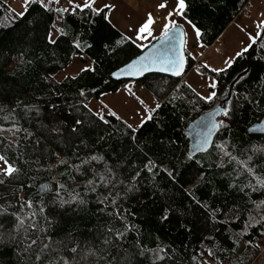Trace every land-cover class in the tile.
<instances>
[{
    "label": "trees",
    "instance_id": "trees-1",
    "mask_svg": "<svg viewBox=\"0 0 264 264\" xmlns=\"http://www.w3.org/2000/svg\"><path fill=\"white\" fill-rule=\"evenodd\" d=\"M186 3L185 15L201 29L204 48L211 46L244 6L248 10L243 15L249 12V0H186ZM26 7L24 17L14 18L16 12L7 1L0 0V129H3L0 151L7 143L5 138H14L23 156L17 160L20 172L0 184V209H7L0 212V264H46L54 258L56 253L51 252L36 261L37 248L25 251L30 239L38 234L46 243L63 242L53 247L59 246L60 255L67 259H72L68 248L75 244L79 259L88 247L94 250L105 247L103 240L117 230L123 236L119 240L113 236L104 260L89 256V261L95 264L107 261L112 264L256 263L264 229L256 226L244 234L241 229L247 210L255 214L256 205L264 201V188L246 187L251 178L239 162H247L254 173L264 177V135L245 133L249 125L264 115V26L247 51L235 57L231 66L220 73L205 68L193 55H187V50L185 73L199 68L201 75L217 84L214 89L217 96L212 102L194 98L193 87L184 79L185 73L181 77L149 73L134 81L161 106L150 120L139 127H128L129 123L109 112L101 113L107 121L104 123L93 115V110L89 111L90 102H98L130 82L112 79L109 74L141 50L130 42L120 46L116 53L105 49V43L116 47L115 41L124 35L104 19L107 10L93 16L67 15L62 25L67 35H57L56 43H49L45 39L47 21L56 14L43 12L36 3ZM74 39L90 47H84L81 52L72 46ZM74 58L83 64L89 62L86 66L93 70L63 74ZM176 84L181 87L177 89ZM222 95H229L231 114L224 117L225 123L211 148L189 156L187 123ZM189 100L194 104L188 103ZM84 104L89 107L85 108ZM76 120L82 123L77 125ZM216 144L223 145L235 159L224 156ZM15 155L9 150L10 158ZM92 156L100 159L92 160ZM149 160L157 165L151 172L144 167ZM220 162L223 166L217 167ZM137 172L140 175L133 180ZM200 172L204 177L198 182ZM100 175H111L115 187L94 183L96 191L86 193L89 187L86 181L99 180ZM41 183L46 189L34 194ZM251 183L255 185V181ZM57 185H63L59 197ZM129 185L134 188L130 189ZM73 190L84 203H62L70 199ZM104 196L108 199L102 202ZM21 197L31 202V208L27 204L21 207L24 203ZM42 207L44 212L40 211ZM216 207H221L223 212L239 209V218L225 221L220 214L214 222L209 213ZM165 208L169 209L167 220L161 219ZM28 213H35L32 222L42 231L28 229L29 240H24L25 232L15 226L16 215L25 216L27 226L32 220ZM114 213L123 219H117ZM124 225H128L127 231ZM158 247L164 248L160 254L162 260L155 259Z\"/></svg>",
    "mask_w": 264,
    "mask_h": 264
},
{
    "label": "snow or ice",
    "instance_id": "snow-or-ice-1",
    "mask_svg": "<svg viewBox=\"0 0 264 264\" xmlns=\"http://www.w3.org/2000/svg\"><path fill=\"white\" fill-rule=\"evenodd\" d=\"M30 3H36L40 6L43 12L47 13H55L54 19L47 21L49 24L48 29L46 30L45 39L49 43H56L57 35H67V32L62 27L65 17L67 15L76 16L78 13L81 15L87 14L90 16L101 14L102 10L111 11V8L114 5L102 4L99 7L96 6V0H83V2H78V0H68L66 6H60V0H22V8L23 10L19 13H13V17H24L27 11V5ZM157 9H166V14L163 16L160 25L158 26L159 36L153 35L152 26L155 23L154 16L152 13L147 15V18L141 23L137 28L133 29L134 36L121 35L119 39L115 41L116 47H110L109 44L105 43L104 47L109 53H116L120 46L124 45L126 42H130L135 48L140 49L142 54L135 55L134 58L129 59L127 62L123 63L121 66L117 67L114 71L110 72V76L114 78L128 77V78H139L144 76L150 72H159V73H167L173 77H179L184 72L185 67V55L187 52V44L189 39V33L184 30V27L177 23L176 19H170L171 17H182L185 22L191 26L192 32L195 35L196 46L203 47L202 43V31L199 27H197L190 19L187 18L185 12L187 10L186 0H175L174 6L171 9L167 8L166 0H161L160 3L156 5ZM105 20H108L109 17L107 15L104 16ZM36 21H29V23H35ZM261 26H264V21H261ZM260 33H257L259 35ZM145 40H156V44H152L150 50L143 51L148 46L144 43ZM249 40L254 42L255 38L249 36ZM72 46L75 49H79L83 52L84 47H90V45L84 44L77 39H74L72 42ZM247 51V46L242 48L240 51L235 53V57L241 56L242 53ZM187 55L191 56V52H187ZM235 57H229L224 62V68H211L210 65L204 64L205 68H209L210 71L220 73L225 69L231 66ZM93 70L91 66H85V68H81L80 71ZM199 71V68L197 69ZM209 88V92L207 95H202L200 92L196 91L195 88H192L191 91L193 93L194 98L198 97L200 101L204 102H212L214 98L217 96V92L211 89H215L217 84L215 81H210L205 85ZM181 85L176 84V88L179 89ZM191 88V85H189ZM123 89L129 93V95H134L132 89L129 87V84H123ZM81 96L84 95L83 91L80 93ZM174 98V97H173ZM139 99V98H138ZM143 104V101H140ZM188 103L194 104L193 100H189ZM85 108H88V104L83 105ZM161 105L159 103L155 104L154 108L149 109L146 105L144 108L145 115L141 119L140 123L143 124L145 121L150 120L152 118V113L158 109ZM106 107V106H105ZM89 111L92 109L89 108ZM217 115H222L223 117H228L231 114V110L229 107H225L221 105L220 108L215 110ZM110 115H115L109 109ZM93 115L97 116L101 121L107 123L104 119V116L99 111H94ZM119 118V117H117ZM77 125L81 124L82 121L76 120ZM225 123L224 120H213L210 123L207 131L203 133L202 137L197 142V149L202 151H207L209 149L210 144L212 143V135L213 130H218L221 125ZM128 127H132L129 125ZM139 127V125H137ZM13 128H16L13 125ZM3 129H0L2 131ZM76 129H73L75 131ZM16 131H20L19 128H16ZM135 131V128H133ZM27 135H31V133H27ZM27 137H25L26 139ZM7 143L3 151H0V163H2V167H0V184L6 183L10 178L15 176L20 172V168L17 165V160H22L23 156L19 151L18 142L16 139L5 138ZM216 148L223 153L224 156L229 157V159H235L231 157L227 151L224 150V146L221 144H216ZM9 150L15 152V157L9 156ZM191 158V157H189ZM92 160H98L100 157L92 156L90 157ZM249 160L251 157L248 158ZM63 163V161H59ZM83 163V162H82ZM197 164L200 163L199 160L196 161ZM240 167L244 171L248 173V176L251 178L250 182L246 187L254 188V190H259L260 188H264V177L258 176L254 173L253 168L247 165V162L241 161ZM223 162L217 164V167H222ZM150 172L153 168L157 167V165L151 160L148 161L144 165ZM111 169L106 168V172L111 173ZM114 175V174H113ZM140 173L137 172L132 179L135 180ZM171 175V173H169ZM204 173L200 172L198 177L199 180L203 179ZM251 181H255V185L251 183ZM103 182L106 186L112 184V176L111 175H100L99 180L89 179L86 181V184L89 186L85 189V192H95L96 188L93 186L94 183ZM116 183H119L117 181ZM112 187H115V184H112ZM130 189L134 188L133 185L128 186ZM63 189V185H57V196L59 197L60 191ZM243 191V189H241ZM70 199L63 200L64 204H71L73 201H77L78 203H84L83 199H80L79 194L73 190L69 193ZM108 196L102 197V202L107 200ZM21 200L24 203L21 204L23 208L25 204H27L28 208H31V202L27 201L24 197H21ZM112 203L115 205V200H112ZM256 202H254L255 204ZM260 205H264V201H260L259 204L256 205L255 214H253V210H247V219L245 220L244 227L241 229V234H244L248 231L249 228H254L256 226H260L264 229V208H260ZM203 207L208 209V205L204 204ZM7 211V209H0V212ZM41 212H44V208L40 209ZM239 209L229 208L228 212H223L221 207H216L210 210V218L215 222L218 220L220 214L225 217V221H234L239 218ZM164 215H162L161 219H168L169 209L165 208L163 210ZM32 217V220L28 221L27 226H25V216L16 215V228L22 229L25 232L24 240H29L27 236L28 229H36L37 233L41 232L42 229L38 227L36 223H33L36 219L35 213H28ZM117 219H123L122 215L119 213H114ZM220 221V222H225ZM128 225H124V230L127 231ZM109 233H112V230H108ZM113 236L116 240H119L123 236V232L117 230L111 235H108L103 240V245L105 247L94 250L91 247H88L86 250H83V253L80 255L79 259H76V255L78 254V249L75 244L72 247L68 248V251L73 254L72 259H67L64 256L60 255L62 249L57 246L53 247V244H62L63 242H51L46 243L38 234L34 239H30L29 243L25 247V251H30L34 247L38 249L36 252L35 259L36 261H40L42 256L45 254H50L51 252H55L56 256L46 261V264H57V261H63V264H82V262H87V264H95V261H89L88 257H97L100 261L104 260L105 255H107V246L113 242ZM23 242V241H21ZM236 243V241H234ZM245 243H248L246 241ZM66 247V246H65ZM164 252L163 247H158L156 249V260H162L164 257L160 255ZM211 250L208 251V256H211ZM196 258L193 257V260ZM106 264H112V261H107Z\"/></svg>",
    "mask_w": 264,
    "mask_h": 264
},
{
    "label": "rangeland",
    "instance_id": "rangeland-1",
    "mask_svg": "<svg viewBox=\"0 0 264 264\" xmlns=\"http://www.w3.org/2000/svg\"><path fill=\"white\" fill-rule=\"evenodd\" d=\"M5 1L8 2L16 13L23 10L22 0ZM145 1L149 6L158 10L162 16L166 14V9L156 8V5L160 3L161 0ZM67 2L68 0H60V6H66ZM78 2H83V0H78ZM166 3L167 8L171 9L174 6L175 0H166ZM102 4H108L110 6L114 5V7L111 8V11L107 10L106 15L109 17L108 21L116 28L123 30L125 34L122 33L127 36H134L132 30L143 23L144 18H147V14L143 16L140 15L134 8H130V6L125 7L124 5L126 4H123V2L122 5L120 0H96L97 7ZM248 5L250 6L248 14L243 15V10H240L237 16L222 31V33L219 34L211 46L206 49L204 47L196 46L195 35L192 32L191 26H189L182 17L174 16L170 19H176L177 23L182 25L184 30L189 33L187 50L192 53L198 63H206L210 65L211 68H224L225 60L229 57H235L236 52L246 46L248 47L252 43V41L249 40V36L256 38L257 33L260 31L261 21L264 18V0H249ZM138 9L141 11L140 7ZM150 41L151 40H145L144 43L147 45ZM88 63L89 62H86V64ZM86 64L80 63L78 58H74L72 63L64 70L63 74L77 73L81 68L86 66ZM184 79L202 95H207L210 90L205 85L210 81H214L208 76L201 75L195 68L188 70L184 75ZM127 84H129L134 95H129V93L122 88L116 93L104 95L98 102H90V108L93 112L99 111L100 113H107L110 109L113 113L134 127L141 124L140 121L143 118V115L146 114L144 111L145 105L151 109L155 107L157 101L147 90L138 86L134 81H130ZM211 90L214 91V89ZM225 97V95L220 96L215 100L214 104L220 103ZM141 100L143 101V104L140 103ZM225 105L228 107L229 102L227 101ZM219 120H224V117L220 115ZM2 166V163H0V167ZM260 246H262L260 257L256 263L252 262L251 264H264V238L260 241Z\"/></svg>",
    "mask_w": 264,
    "mask_h": 264
},
{
    "label": "water",
    "instance_id": "water-1",
    "mask_svg": "<svg viewBox=\"0 0 264 264\" xmlns=\"http://www.w3.org/2000/svg\"><path fill=\"white\" fill-rule=\"evenodd\" d=\"M156 43H157V41L153 40L150 44L147 45L148 47L145 48L143 51L150 50L151 45L156 44ZM139 54H142L141 51L137 55H139ZM132 58H134V57H132ZM185 69H186V55H185L184 72L181 74V76H183V74L185 73ZM150 73H159V72H150ZM147 74H149V73H147ZM159 74L169 75L167 73H159ZM169 76H171V75H169ZM181 76H179V77H181ZM109 77L112 79H115V80H128V81H136V80H139L141 78V77H139V78L121 77V78L117 79V78L110 76V74H109ZM227 101L228 102L230 101L229 95H227L224 99H222L220 103L214 104L213 106H211L207 110L202 111L199 115H197L196 117H194L191 121H189L187 123L186 137L188 140V155L189 156H194L197 154L205 153L211 148V146L213 144L214 137L216 136V134L218 133L220 128L218 130H213L212 143L210 144L209 149L207 151L198 150L196 145H197L198 140L202 137L203 133H205L207 131L208 127L210 126L211 121L219 120L220 115H217L215 110L220 108L221 105L226 107L225 104ZM245 133L264 135V115L258 121L249 125L245 129ZM48 185H49V187H51L50 183H48ZM45 189H46V185L44 183H41L37 186L36 190L34 191V194H36L38 192L42 193Z\"/></svg>",
    "mask_w": 264,
    "mask_h": 264
},
{
    "label": "crops",
    "instance_id": "crops-1",
    "mask_svg": "<svg viewBox=\"0 0 264 264\" xmlns=\"http://www.w3.org/2000/svg\"><path fill=\"white\" fill-rule=\"evenodd\" d=\"M122 2H123V4H126V5H124L125 7H127V6L129 7L130 6V8H134L136 10V12L139 13L140 15H142V16L146 15V14L148 15L149 13H152L153 16H154V20H155V23L152 26V28H154L153 29V31H154L153 34L154 35L156 34L155 36L159 35L158 26L160 25V22H161L163 16H162V14L160 12H158V10H156L154 7L149 6L148 3L145 0H120L121 4H122ZM137 7L138 8L140 7L141 11ZM249 8H250V6H249ZM144 20H145V18H144ZM262 21H264V18H263ZM119 30L124 33L123 30H121V29H119Z\"/></svg>",
    "mask_w": 264,
    "mask_h": 264
},
{
    "label": "built area",
    "instance_id": "built-area-1",
    "mask_svg": "<svg viewBox=\"0 0 264 264\" xmlns=\"http://www.w3.org/2000/svg\"><path fill=\"white\" fill-rule=\"evenodd\" d=\"M242 10H243L245 13H247L248 7L245 6ZM261 248H262V246H260V251H259V253H258V256H260Z\"/></svg>",
    "mask_w": 264,
    "mask_h": 264
},
{
    "label": "bare ground",
    "instance_id": "bare-ground-1",
    "mask_svg": "<svg viewBox=\"0 0 264 264\" xmlns=\"http://www.w3.org/2000/svg\"><path fill=\"white\" fill-rule=\"evenodd\" d=\"M150 182V181H149ZM145 184V183H144ZM149 184V183H148ZM152 190V189H151ZM167 191H168V189H167ZM164 193V192H163ZM167 205V204H166ZM131 214V213H130ZM138 215V214H137ZM144 215H145V212H144ZM155 216V215H154ZM159 221V220H158ZM112 222V221H111ZM108 224V223H107ZM107 229V228H106ZM104 232V231H103ZM122 232V231H121ZM102 233V232H101ZM223 247V246H222ZM189 249V248H188ZM227 250V249H226ZM230 250V249H229ZM224 251V250H223ZM219 252V251H218ZM225 252V251H224ZM223 252V253H224ZM232 254V253H231Z\"/></svg>",
    "mask_w": 264,
    "mask_h": 264
}]
</instances>
